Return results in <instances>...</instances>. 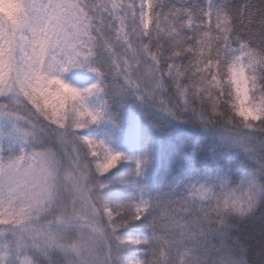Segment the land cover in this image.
<instances>
[{"label":"snow or ice","instance_id":"obj_1","mask_svg":"<svg viewBox=\"0 0 264 264\" xmlns=\"http://www.w3.org/2000/svg\"><path fill=\"white\" fill-rule=\"evenodd\" d=\"M89 61L99 87L81 92L53 78ZM260 83L264 0H0V264H257ZM102 90L221 127L244 155L227 157L219 188L192 184L179 198L161 192L109 207L80 145L100 175L122 157L73 130L98 122L85 98ZM148 215L150 238H123ZM243 220L250 230L239 229Z\"/></svg>","mask_w":264,"mask_h":264},{"label":"trees","instance_id":"obj_2","mask_svg":"<svg viewBox=\"0 0 264 264\" xmlns=\"http://www.w3.org/2000/svg\"><path fill=\"white\" fill-rule=\"evenodd\" d=\"M231 2L239 4L243 0ZM103 79L107 83L110 78ZM258 86L264 91V83ZM101 104L107 120L114 127L120 128L122 132H137V162L117 166L103 176L95 172V162L88 157V149L80 145L83 158L92 162L93 173L89 181L101 186L100 194L109 207L138 205L141 200L152 201L174 178L175 190L172 195L179 198L194 181L215 177L220 168L226 166L230 154L235 153L238 157L244 155L236 143L229 142L221 127H205L197 120L187 116L176 117L169 112L168 121H163L153 111L143 108L130 93L110 94L102 90ZM77 135L82 137L85 134L77 132ZM90 135H94L93 128L90 129ZM237 184L229 180V186L234 188ZM252 223L251 220H243L238 227L244 230L248 226L250 230ZM150 224L151 215L146 216L143 223L136 221L128 224L121 230L123 238H150ZM250 259L259 264L264 260V253L257 248Z\"/></svg>","mask_w":264,"mask_h":264},{"label":"rangeland","instance_id":"obj_3","mask_svg":"<svg viewBox=\"0 0 264 264\" xmlns=\"http://www.w3.org/2000/svg\"><path fill=\"white\" fill-rule=\"evenodd\" d=\"M91 68H92V61H89V64L87 66L73 65L69 67L67 65H64L63 68H61L54 74L53 78L59 79L63 83L83 92L84 90L89 89L94 84L97 86L99 84V79L96 75V72L93 70H90ZM105 77H108V76H105ZM130 95L136 102L140 103L143 108L153 111V113H155L161 120L168 121L169 119L168 112L161 111L157 107L151 106L150 104L137 99V97L131 93ZM85 103L90 111H94V112L99 111L101 113L98 119V122L95 124H89L85 122L86 127H84L81 130H77L75 129V126H74L73 130L84 133L85 135L82 136V138H85V139H88L94 142H102L111 154H120L122 159L120 160L117 166L130 164L131 161L137 162V150H136L137 132L136 130L122 132L120 128H116L114 127L113 124L109 123V121L107 120V116L105 115V112L102 110L101 93L98 96L86 97ZM33 111L35 110L33 109ZM43 122L45 124L48 123L47 121H43ZM51 127L55 128L57 126L51 125ZM92 128L94 129V135H90V129ZM84 146L88 149V152H87L88 157L91 160H93L95 163L99 162L96 160L95 157L91 155V150L86 145ZM100 176H103V175H100ZM175 181L176 179L174 178L171 182L167 183L161 189V192H167V193L173 194L175 190V186H174ZM225 183L227 187L233 188L229 186V181H226ZM192 184L205 185L207 187L215 189V188L220 187V180L218 176L216 175L215 177L201 178V180H197L196 182L194 181Z\"/></svg>","mask_w":264,"mask_h":264},{"label":"clouds","instance_id":"obj_4","mask_svg":"<svg viewBox=\"0 0 264 264\" xmlns=\"http://www.w3.org/2000/svg\"><path fill=\"white\" fill-rule=\"evenodd\" d=\"M67 85V84H66ZM69 86V85H68ZM69 87H71V86H69ZM73 88V87H72Z\"/></svg>","mask_w":264,"mask_h":264}]
</instances>
